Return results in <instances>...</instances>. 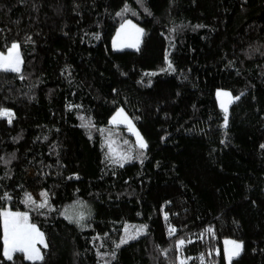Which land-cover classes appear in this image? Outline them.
<instances>
[{
	"label": "trees",
	"instance_id": "16d2710c",
	"mask_svg": "<svg viewBox=\"0 0 264 264\" xmlns=\"http://www.w3.org/2000/svg\"><path fill=\"white\" fill-rule=\"evenodd\" d=\"M127 20L142 45L114 51ZM13 43L0 212L28 213L47 247L8 260L0 216V264H227L226 239L242 244L232 264H264V0H0V52ZM218 90L239 97L226 128ZM121 109L146 149L110 124ZM77 203L83 227L64 217ZM127 226L142 234L117 248Z\"/></svg>",
	"mask_w": 264,
	"mask_h": 264
},
{
	"label": "snow or ice",
	"instance_id": "6c2138e0",
	"mask_svg": "<svg viewBox=\"0 0 264 264\" xmlns=\"http://www.w3.org/2000/svg\"><path fill=\"white\" fill-rule=\"evenodd\" d=\"M143 35V29L138 28L135 24H132L131 21H127L125 24L121 25L120 31L117 33L116 40L114 41V46L136 48L139 50L140 37ZM22 63L19 56V45L13 43L8 49L7 54L0 53V71H12L20 72V64ZM173 70L171 62L168 63V69ZM22 78V77H21ZM217 96L220 97V107L223 109L224 115V126L227 127V113H228V103L232 102L231 94L225 91L217 92ZM224 98H228L227 103ZM235 99H239L236 97ZM13 113L7 109H0V118L7 117L8 122L11 123V118ZM83 119V118H82ZM113 124L127 123L129 126V131L133 130V125L131 120L124 113L123 109L118 111L116 115L112 118ZM83 127H88V124L82 125ZM137 135V144L141 149H145L147 144L144 142L143 138ZM127 143V141H125ZM114 141L108 143V149L110 152V157L112 163L119 164L123 167V162L130 161L132 159L131 152H121L117 148L113 147ZM42 195L46 196V193ZM10 198V197H9ZM27 203L35 204V201L32 199L30 194L27 195ZM46 201L44 203L36 204L37 208L46 207ZM0 216L3 217V255L8 259H13V254L16 252L24 254L25 259L28 261L36 262L43 260V254L41 249L37 245H42L44 248L47 247V243L44 238L43 232L37 228V226L30 222L28 213L24 212H11L5 210L0 212ZM69 219H72L69 217ZM79 223V220H77ZM141 229H136V232L139 233ZM175 229H170V232H174ZM209 232L212 231L211 228L208 229ZM124 237L121 239L120 243L116 245L117 248L121 244H125L129 239H135L136 236L130 233L129 228L124 229ZM185 241L180 240L179 246L183 247ZM226 244L233 245L236 251H233V248L227 249L229 264H231V259L233 255H239V251L242 248V244H239L235 241H226ZM180 264H185L184 260L180 261Z\"/></svg>",
	"mask_w": 264,
	"mask_h": 264
},
{
	"label": "rangeland",
	"instance_id": "374dc122",
	"mask_svg": "<svg viewBox=\"0 0 264 264\" xmlns=\"http://www.w3.org/2000/svg\"><path fill=\"white\" fill-rule=\"evenodd\" d=\"M127 21H131L132 22V24H135L138 28H141V29H143L142 27H140L137 23H135L133 20H127ZM127 21H125V22H123L122 24H125ZM121 24V25H122ZM121 25H120V27L117 29V31H116V33H115V35H114V37H113V39H112V49L114 50V51H125V50H134V51H137V49L136 48H130V47H123V45H121V46H119V47H116V46H114V41L116 40V37H117V33L120 31V28H121ZM144 29H143V35L140 37V43H139V49H140V47H141V45H142V42H143V39H144ZM19 45V44H18ZM0 53H2V52H0ZM5 55L7 54V53H4ZM19 56H20V59H21V61H22V63L20 64V71L22 70V66H23V58H22V53H21V49H20V46H19ZM220 91H225V92H228V91H226V90H218L217 92H220ZM228 93H230V92H228ZM231 94V93H230ZM216 96H217V94H216ZM231 98H232V102L231 103H228V113H227V117H228V120H229V114H230V108H231V106H232V104L237 100V99H235V97L231 94ZM220 97H218L217 96V100H218V103H219V107H220ZM225 99V102L227 103V101H228V98H224ZM220 109L222 110V112H223V109L220 107ZM120 111V110H119ZM13 114H14V112L13 111H11ZM125 113V112H124ZM126 114V113H125ZM116 115V114H115ZM114 115V116H115ZM127 115V114H126ZM223 115H225V113L223 112ZM113 116V117H114ZM112 117V118H113ZM127 117H128V115H127ZM3 118H6L7 120H8V118L7 117H3ZM15 118V114L13 115V117L11 118V121L13 120ZM112 118H111V123H112ZM129 118V117H128ZM129 120H130V118H129ZM228 120H227V125H228ZM132 122V121H131ZM110 123V124H111ZM224 124V123H223ZM112 126H115V127H120V126H122V127H124V128H126L128 131H129V126H128V124L127 123H120V124H111ZM132 125H133V123H132ZM134 126V125H133ZM225 127V126H224ZM226 128V127H225ZM131 134H133L135 137H136V140H137V135H136V133H139V131L136 129V127L134 126L133 127V130L132 131H129ZM139 136L140 137H142L141 136V134L139 133ZM143 138V137H142ZM144 140V139H143ZM144 142H145V140H144ZM146 143V142H145ZM147 148V147H146ZM145 148V149H146ZM33 195H34V197H35V199L37 200V201H39V200H41L42 199V195H40L39 193H37V192H34L33 193ZM5 210H9V211H11L10 209H5ZM5 210H3V211H5ZM11 212H14V211H11ZM29 215V214H28ZM92 215H93V210H92V208H91V206L89 205V204H87V203H77V204H74L73 206H71V207H69V208H67L66 210H65V212H64V217L66 218V219H68L69 221H71V222H73V223H75L76 225H78V226H81V227H83V226H85L86 224H87V222L91 219V217H92ZM69 217H71L72 219H69ZM77 220H79V223L77 222ZM127 228H129V230H130V233L132 234V235H135L136 237H138L139 235H141L142 234V231L141 232H139V233H137L136 232V230H134V231H132L131 232V226H127ZM135 229H138V228H135ZM140 229V228H139ZM129 240H131V239H129ZM226 241H235V240H232V239H226L225 241H224V256H225V259H226V262H227V264H229V259H228V252H227V249H229V248H233V251H236L235 249H234V247H233V245H230V244H226L225 242ZM235 242H237V241H235ZM237 243H239V244H241L240 242H237ZM41 246L42 245H37V247H39L40 249H41ZM239 251V254L241 253V251H242V248L240 249V250H238ZM17 253V252H16ZM15 254V253H14ZM13 254V255H14ZM238 255H233L232 256V259H231V264H232V261L237 257Z\"/></svg>",
	"mask_w": 264,
	"mask_h": 264
},
{
	"label": "crops",
	"instance_id": "0c3cea01",
	"mask_svg": "<svg viewBox=\"0 0 264 264\" xmlns=\"http://www.w3.org/2000/svg\"><path fill=\"white\" fill-rule=\"evenodd\" d=\"M110 123H111V121H110ZM112 124V123H111ZM43 246H41V248H42Z\"/></svg>",
	"mask_w": 264,
	"mask_h": 264
}]
</instances>
